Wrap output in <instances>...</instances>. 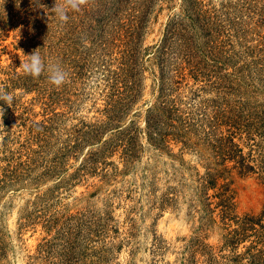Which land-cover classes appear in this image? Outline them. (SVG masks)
Segmentation results:
<instances>
[{
    "label": "rangeland",
    "instance_id": "rangeland-1",
    "mask_svg": "<svg viewBox=\"0 0 264 264\" xmlns=\"http://www.w3.org/2000/svg\"><path fill=\"white\" fill-rule=\"evenodd\" d=\"M32 3L47 13L50 29L59 28L61 31L60 40L52 39L59 45L60 61L47 55L48 43L44 46L45 52L37 48L25 53L23 48L17 47L25 26L9 29L7 36L0 40V81L10 68L16 74H23L21 63L36 51L47 63H59L69 75L60 87L44 78L42 84L31 79L28 89L16 85L9 90L8 93L15 98L11 129L20 135L19 141L12 142L10 148L16 151L32 126L35 127L32 122L43 120L50 125L49 132L55 138L49 143V152L43 153L44 158H50L52 147L61 139H68L76 132L82 133L85 123L105 119L108 98L103 72L119 64L121 55L128 54L132 42L138 50L143 85L141 94L126 108L118 124L122 127L133 124L141 146L132 165L123 166L121 148L117 147L107 154L106 163L101 165L106 170L98 169L96 174L76 177L83 155L100 145L93 142H101L115 132L116 127L111 128L115 125L107 126L96 140L79 141L64 161L60 173L49 175L35 184L5 188L0 193V227L7 242L4 264H27L33 259L30 256L36 254L37 245L45 234L44 227L40 220L23 225L20 215L26 207L30 208L36 192L43 190H53L51 200L59 211L111 210L119 227V233L111 239L113 264H182L189 254L192 261L184 260L187 264H206L209 255L205 250L214 257L212 264H264V178L258 165L264 159V134L260 135L252 127L231 128L233 141L241 148V153L247 160L249 157L254 159L248 161L255 165L254 169L242 171L234 159L212 154L210 137L205 133V130L209 131L207 125L198 124L194 119H183L189 111L196 119L205 115V105H211L212 98L217 96L212 85L214 82L210 81L215 79L209 78L214 73L251 82L255 88L237 83L239 97L254 98V104L264 101V0H201L202 7L208 9L213 21L212 27L204 28L196 20L192 35L196 38L195 53L204 73L195 78L186 68L183 77L175 76L177 82L171 84L170 92L178 115L183 117L176 119L179 122L176 133L185 136L170 139L162 152L147 142L145 117L158 92L156 45L164 40L168 46L167 53L163 54L164 62L180 56L175 51V30L171 34L167 30L173 17L183 12V0H153L151 8L140 9L126 6L117 9L107 0H89L79 11H69L66 23L59 22L52 11L55 0H33ZM214 54L221 59L219 63L209 60L208 57ZM2 128L0 125V165L6 163L10 154L1 144L6 133ZM221 129L223 134L228 132L224 125ZM31 142H34L32 147L37 148L35 140ZM21 152L25 153L24 150ZM14 154L16 156L18 152ZM204 162L218 169L225 167L220 169L223 174L216 187L224 183L228 188L233 213L240 217L245 214L254 216L256 230H248L250 234L239 242L227 240V232L236 224L233 219L222 218L219 206L210 218L203 214L199 203L193 202L194 175L196 171H205ZM115 166L120 171L117 174L112 173ZM176 180L181 182L177 184ZM64 181L69 184L63 186ZM168 186L181 190L170 200L171 203L161 204L160 196ZM215 190H219L218 187L210 188L209 193ZM216 199V196L212 197V205ZM257 233L259 236L256 237ZM126 236L128 239L124 240ZM197 239L208 246L204 250L198 246L193 253H187V244L194 245ZM120 240L123 243L116 248ZM157 241L163 245L161 249L155 247Z\"/></svg>",
    "mask_w": 264,
    "mask_h": 264
},
{
    "label": "trees",
    "instance_id": "trees-1",
    "mask_svg": "<svg viewBox=\"0 0 264 264\" xmlns=\"http://www.w3.org/2000/svg\"><path fill=\"white\" fill-rule=\"evenodd\" d=\"M107 1H109L108 4L117 9H122L125 6L126 8L135 9L151 8L153 2V0ZM32 2L33 0H0V40L7 36L9 29L25 26L23 38L17 43V47L23 48L26 53L28 50L37 48L44 50L45 44L48 43L47 55L56 61H60L59 45L57 42H52V39L55 37L60 40L61 31L59 28L50 29V18L46 17L47 13L41 11L40 8H35ZM183 2V12L173 17L167 30V33L170 34L175 30L177 36L175 51L180 56H175V58L167 59L164 62L163 54L167 53L168 50L164 40L156 45L155 50L159 66V84L155 100L148 106L146 111L145 130L148 144L159 152L165 151L170 139L178 140V136H185L184 133H176L179 131V122H176V119H179L181 115H178V108L174 105L175 99L171 96V84L177 82L175 76L183 77L185 75L186 68L195 78L204 73L201 69V61L195 53L196 45L194 42L196 38L192 36L194 24L196 20H199L200 26L204 28L212 27L213 24L210 18L212 16L207 13L208 9L202 7L201 0H183ZM137 52L135 42H132L128 54L121 55L119 64L114 68H106V74L103 72V75H106L103 80L105 81V87H107L106 96L108 98L104 111L106 118L85 123L82 133L76 132L74 136L71 134L68 139H61L59 144L52 147L50 158H44L43 153L49 152V143L54 138V134L51 131L49 132L50 125L43 123V120L32 122L35 127L32 126L28 136L24 138L23 142L19 143L16 151L10 148L12 142L19 141L18 137L20 136L11 129L10 117L13 115L12 109L15 106V101L10 106L0 101V125L3 126L2 130L6 132L2 137L1 144L4 151L10 153L5 159L6 163L0 165V193L9 186H20L25 183L35 184L49 175L53 176L60 173L64 161L69 154H72L79 141L96 140L103 129L111 125H115L111 127H116L115 132H112L108 138L103 139L101 142L100 140L93 142L100 145L83 155L77 166L76 177L82 178L86 175L96 174L98 169L99 171L101 169L106 170L105 166L101 165L106 163L105 157L107 154L117 147L121 148L123 166L132 165L133 160L139 154L141 146L137 138V129L133 124L122 127L118 123L121 122L120 118L126 108L141 94L143 79ZM208 58L211 62L219 63L221 61L216 54ZM45 63L47 64L46 61ZM44 78H47L46 72L38 78H33L25 74H16L10 68L4 80L0 81V88L7 92L16 85L28 89L31 86V79L42 84ZM209 78L215 79L210 81L214 82L212 85L216 89L217 96L212 98L211 105H205V111L207 110L204 113L205 115L200 119H196L189 111L185 114L187 116L181 118L194 119L196 123L202 124L203 122L209 127V131L205 130V133L210 137L209 143L214 152L212 154L217 155V157L223 156L234 159L242 171L252 170L255 165L248 161L254 159L249 157L250 159L247 160L245 158L241 153V148L237 147V143L233 141L234 133L230 130L231 128L239 129L241 126L252 127L260 135L264 134V101L254 104L256 101L254 98L249 99L248 96L244 97V95L239 97L240 89L238 90L237 83H245L249 87L254 86L247 80L233 79L225 74L217 75L216 73L210 75ZM236 96L239 98H236ZM223 125L228 131L226 134L222 133L221 127ZM31 140H35L37 148L32 147L34 142H31ZM21 150H24L25 153H22ZM15 152H18L16 156ZM225 158H222V160L224 161ZM38 159H40L39 163ZM209 164L211 163H205L203 173L195 172L193 179L195 184L192 186L193 202L199 203V208L203 211V214H208L210 218H212L214 209L219 206V213L222 218L233 219L236 224L227 232V240L239 242L250 234L248 230H256L254 216L245 214L240 217L233 213L232 196L228 193V188L225 187L224 183L220 186L217 185L219 190L209 193L210 188H217V180L222 176V170L225 169V167H221L222 170H220L211 167ZM258 165L264 178V159L260 160ZM119 172L118 166H115L112 173L117 174ZM101 174L106 175L107 173L101 172ZM176 181L177 184L181 182L180 180ZM62 184L67 186L69 181H64ZM179 190L181 189L176 186H168L160 196V203H171L170 200L178 195ZM52 192L53 190L36 192L30 208L26 207L20 215L23 218L21 222L23 225L36 223L40 220L45 230V234L37 245L36 254L30 256L33 259L27 264H35L38 261V264H113L115 258L111 239L119 233V227L115 223L111 210L106 208L104 212H100L98 209L84 208L74 213H70L68 210L59 211L52 201ZM214 196L218 199L214 200L215 204L212 205V197ZM196 203H194L195 206ZM262 227H264V224ZM129 233L130 236L131 232ZM257 236H259V233L256 234ZM127 237H124V240H127ZM196 242V246H194L195 244L190 246L187 244V253H193L198 246H201L202 250L205 249V246H208L198 239ZM122 243L120 240L116 248H120ZM161 246L163 245L160 241L155 242L157 249H161ZM6 247L5 232L0 227V264H4ZM261 247L259 246V248ZM204 252L209 255L206 264H212L211 261H214V257L211 256L208 250ZM188 259L192 261L191 254L183 259L182 264H187L184 260L187 261Z\"/></svg>",
    "mask_w": 264,
    "mask_h": 264
},
{
    "label": "clouds",
    "instance_id": "clouds-1",
    "mask_svg": "<svg viewBox=\"0 0 264 264\" xmlns=\"http://www.w3.org/2000/svg\"><path fill=\"white\" fill-rule=\"evenodd\" d=\"M89 0H55L53 13L61 23H66L69 19V11H79L82 7L86 6ZM22 72L33 78H38L42 73H47L48 81L60 87L66 83L68 72L57 62L45 63V60L38 52H33L27 55V59L21 63ZM15 100L14 96L3 88H0V101L12 105Z\"/></svg>",
    "mask_w": 264,
    "mask_h": 264
}]
</instances>
